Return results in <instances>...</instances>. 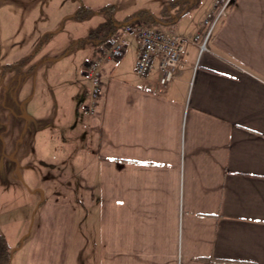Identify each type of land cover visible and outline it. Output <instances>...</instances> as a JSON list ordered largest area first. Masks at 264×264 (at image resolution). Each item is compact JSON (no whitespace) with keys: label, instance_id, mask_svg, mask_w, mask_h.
<instances>
[{"label":"crops","instance_id":"crops-1","mask_svg":"<svg viewBox=\"0 0 264 264\" xmlns=\"http://www.w3.org/2000/svg\"><path fill=\"white\" fill-rule=\"evenodd\" d=\"M67 1L0 0L1 67L58 31L0 85L13 116L0 124L14 160L0 192L11 264H264V0H238L203 52L214 0L167 27L185 39L167 85L135 71L128 36L124 58L103 68L96 113L84 110V68L101 15L67 19ZM115 1L124 22L133 5L160 15L169 0Z\"/></svg>","mask_w":264,"mask_h":264},{"label":"built area","instance_id":"built-area-1","mask_svg":"<svg viewBox=\"0 0 264 264\" xmlns=\"http://www.w3.org/2000/svg\"><path fill=\"white\" fill-rule=\"evenodd\" d=\"M238 0H214L202 21V33L196 35L201 41V52L208 49L217 28L234 8ZM139 39L135 71L149 77L159 72L160 85H167L176 75L180 57L185 49V39L173 29L163 25L126 23L120 26L110 38L99 45L96 54L85 63L84 72L89 82V91L84 110L96 113L104 92L103 68L124 58L127 37Z\"/></svg>","mask_w":264,"mask_h":264},{"label":"trees","instance_id":"trees-1","mask_svg":"<svg viewBox=\"0 0 264 264\" xmlns=\"http://www.w3.org/2000/svg\"><path fill=\"white\" fill-rule=\"evenodd\" d=\"M202 0H171L161 12L160 15H156L149 9H141L137 11L131 18L124 22H119L115 19V6L112 5L109 8L101 10H94L89 6L82 5L76 12L67 19L73 18L76 20L84 21L95 15L106 16V20L95 28L89 37H94L98 42V45L105 43L110 36L116 32V30L127 22H137L142 24L163 25L170 27L175 25L183 16H185L193 8L197 7ZM174 11V12H172ZM175 15V16H174ZM58 31L46 34L38 43L33 53L20 61L6 65L2 71L4 77L6 72L14 70L21 72L22 69L28 64L30 59L35 56L36 53L44 46V44L50 39V37ZM2 54V45L0 41V58ZM14 254L13 248L9 245L5 236L0 235V264H11L12 256Z\"/></svg>","mask_w":264,"mask_h":264},{"label":"rangeland","instance_id":"rangeland-1","mask_svg":"<svg viewBox=\"0 0 264 264\" xmlns=\"http://www.w3.org/2000/svg\"><path fill=\"white\" fill-rule=\"evenodd\" d=\"M170 1L171 0L168 1L166 6L169 5ZM66 4L69 5V8L71 10H73V9H75V10L77 9L78 10L82 5L89 6V7H92V8L95 7V8H97V10H101V9H104V8H109L110 6H112L114 4H115L114 6H115L116 10L120 7L119 3H117L115 0H90V1L89 0H69V1L66 2ZM133 8H134V11L131 13V15L129 17L126 18V20L131 18L137 11H139L141 9H144L145 7L142 6V3H139L137 5H133ZM104 20H106V16H104V14H103L101 16L96 17L90 24L97 28ZM88 39L91 40L92 38H88ZM3 69H4V67L0 66V85L7 82L6 79H5L7 72H6L4 77L2 76ZM16 72H18V71H16ZM18 73H20V72H18ZM16 79H18V78H16ZM11 82H12V80H9L7 85L9 86V84ZM12 85H13V83H12ZM49 85L50 86H49V94H48V96H49V98L52 97L55 100L57 86H55L51 82H49ZM4 87H5L4 85L0 86V124L8 123V120L13 117L12 115H10L8 113V110H7L6 106H5V101H6V104H7V100H5L7 92H6ZM21 122H22V120L20 118H18V123H21ZM0 134H3L4 137L6 138L7 134H8V131L7 130H0ZM2 150H6V153L5 154L1 153ZM7 152H8V147H6V146H1L0 147V192H1V194L5 190V188L13 185L11 183V179L9 178V176H6V175H7V172H9L11 170V168L14 166V160H13V158H10V157L6 158L8 156ZM51 165H52V162L49 161V168L50 169H52ZM65 183H67V181ZM45 184L47 185V189H45L47 194L49 193V191L52 190V188H55V186H56L55 185L56 184L55 180L51 177L50 173H49L48 178L46 179V183ZM61 187H62L61 188L62 194H64L65 192H70L71 191V187L69 185H62ZM56 196H61V195L57 194ZM0 203H2V199L1 198H0ZM22 243H23V241L20 242L19 247L22 245ZM19 247H17V248H19ZM15 251L16 250H14V252ZM12 259H13V256H12ZM71 260H72L71 264H73L74 258H71ZM86 260L87 259L82 258L80 261L81 262H85Z\"/></svg>","mask_w":264,"mask_h":264},{"label":"water","instance_id":"water-1","mask_svg":"<svg viewBox=\"0 0 264 264\" xmlns=\"http://www.w3.org/2000/svg\"><path fill=\"white\" fill-rule=\"evenodd\" d=\"M132 21H130V22H127V23H131ZM126 24V23H125Z\"/></svg>","mask_w":264,"mask_h":264}]
</instances>
